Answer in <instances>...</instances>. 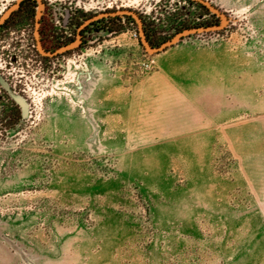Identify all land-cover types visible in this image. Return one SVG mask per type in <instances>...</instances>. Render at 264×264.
Segmentation results:
<instances>
[{
    "label": "rangeland",
    "instance_id": "obj_1",
    "mask_svg": "<svg viewBox=\"0 0 264 264\" xmlns=\"http://www.w3.org/2000/svg\"><path fill=\"white\" fill-rule=\"evenodd\" d=\"M207 3L208 27L195 0H33L0 33V264H264V0ZM103 11L124 14L104 43L39 55L47 26ZM182 52L214 57L195 87L213 125L129 147V96Z\"/></svg>",
    "mask_w": 264,
    "mask_h": 264
},
{
    "label": "crops",
    "instance_id": "obj_2",
    "mask_svg": "<svg viewBox=\"0 0 264 264\" xmlns=\"http://www.w3.org/2000/svg\"><path fill=\"white\" fill-rule=\"evenodd\" d=\"M213 74L214 57L209 53H165L158 59L155 71L128 98L125 114L128 146L143 147L208 130L213 121L195 102V87L199 88L197 84L202 82V88H207L205 83L212 81ZM91 79L95 83L94 93L99 89L96 84H102L103 90V83H108L96 72ZM90 88L87 85L86 89Z\"/></svg>",
    "mask_w": 264,
    "mask_h": 264
},
{
    "label": "flooded vegetation",
    "instance_id": "obj_3",
    "mask_svg": "<svg viewBox=\"0 0 264 264\" xmlns=\"http://www.w3.org/2000/svg\"><path fill=\"white\" fill-rule=\"evenodd\" d=\"M32 1L33 0H29L28 3L31 4ZM195 4L199 7L201 12H206L205 16L201 15L200 18L197 19V22H202V20H204L202 23H199V25L204 24L206 27H208L213 20L212 7L208 5L207 0H195ZM20 6L21 3H19V5L17 6L15 12H17ZM12 13L13 12H11V14ZM119 15L124 14H118L114 11H103L92 19H87L85 16H81L80 18H78L79 23L76 24L78 25V27L73 28L75 30V33H69V31L72 29L71 17H69V19H67L66 21H62V25H60L59 29L55 26H47V41L43 42V51L45 54L39 53V55L41 57H48L52 55L62 56L65 53H68L69 51L77 48L85 49L88 45H100L101 43H104L105 38H110L117 33L115 26L117 17ZM125 15L127 16V18L132 19L136 24L139 19L142 31L146 32V22L144 18L138 17V19H136L134 15L129 13ZM8 21L9 18L4 19V21L0 23V33H5V31L7 32L11 29V27H9ZM42 32L43 29H39L38 33L40 35H42ZM41 39H43V37ZM70 42H75V46L72 49H69V47L71 46L69 45ZM57 49H60L62 51L56 52Z\"/></svg>",
    "mask_w": 264,
    "mask_h": 264
},
{
    "label": "trees",
    "instance_id": "obj_4",
    "mask_svg": "<svg viewBox=\"0 0 264 264\" xmlns=\"http://www.w3.org/2000/svg\"><path fill=\"white\" fill-rule=\"evenodd\" d=\"M29 0H25L21 2V6L19 7V9L17 10V12L12 13L8 23H10L13 19H28L29 17H31V13L33 12L31 9V6H29ZM20 13H23L22 15H20ZM148 39V37H147ZM150 46L152 47V45L150 44ZM154 46V45H153ZM156 47V46H154Z\"/></svg>",
    "mask_w": 264,
    "mask_h": 264
},
{
    "label": "water",
    "instance_id": "obj_5",
    "mask_svg": "<svg viewBox=\"0 0 264 264\" xmlns=\"http://www.w3.org/2000/svg\"><path fill=\"white\" fill-rule=\"evenodd\" d=\"M144 45H145V49L149 52V53H154L158 50H152L147 43L144 41ZM165 47V46H164ZM3 86L5 87V85L3 84ZM7 87H5L6 89ZM13 100L15 101V103L20 107L21 109V114L22 117L25 118L26 114H27V104L26 101L24 99H22L21 97H17V96H12ZM26 262V264H32L30 260H28L27 258H25L24 256H22Z\"/></svg>",
    "mask_w": 264,
    "mask_h": 264
}]
</instances>
